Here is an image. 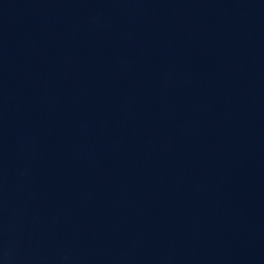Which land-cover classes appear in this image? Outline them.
I'll return each instance as SVG.
<instances>
[{
  "label": "water",
  "instance_id": "95a60500",
  "mask_svg": "<svg viewBox=\"0 0 264 264\" xmlns=\"http://www.w3.org/2000/svg\"><path fill=\"white\" fill-rule=\"evenodd\" d=\"M0 264H264V0H0Z\"/></svg>",
  "mask_w": 264,
  "mask_h": 264
}]
</instances>
